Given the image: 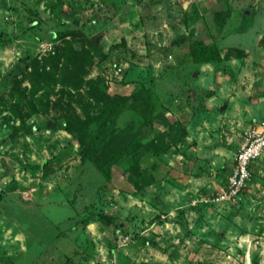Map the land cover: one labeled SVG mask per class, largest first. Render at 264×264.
Wrapping results in <instances>:
<instances>
[{"label": "rangeland", "instance_id": "1", "mask_svg": "<svg viewBox=\"0 0 264 264\" xmlns=\"http://www.w3.org/2000/svg\"><path fill=\"white\" fill-rule=\"evenodd\" d=\"M196 38L216 43V60H192ZM78 40L91 54L79 87L61 93L59 56L27 95L21 64ZM142 88L147 131L130 106L91 95ZM64 111L69 128L47 126ZM106 118L111 141L80 160L78 140ZM262 121L264 0H0V264H262L264 154L236 204L198 200L224 187L244 131ZM122 146L106 180V152Z\"/></svg>", "mask_w": 264, "mask_h": 264}, {"label": "trees", "instance_id": "2", "mask_svg": "<svg viewBox=\"0 0 264 264\" xmlns=\"http://www.w3.org/2000/svg\"><path fill=\"white\" fill-rule=\"evenodd\" d=\"M220 16L218 25L221 29L225 19L228 16V13ZM74 33V30H68L64 33H59L57 36L61 37L64 35L72 34ZM80 38V37H79ZM84 37H82L81 40H83ZM81 40L75 41L78 44L75 45V43H69L68 47L66 49V53L61 56L57 55V52L55 51H49L46 55L47 61L39 62V60L34 57L30 61V63L24 64L20 63L22 67L25 69L28 68L29 70V80L30 85L27 88V95L34 96V94L37 92L39 86L40 80L46 78L50 74V72L54 73L56 71L57 63L60 57H62V61L60 63L61 68V75L59 78L55 79L60 84V90L61 93L67 92L69 88H78L79 81L82 74V69L84 68L83 62L86 61V63H91V54L89 53V50L84 47V45L81 43ZM87 42L90 43V39H87ZM92 43V42H91ZM58 50V49H56ZM234 52L235 57H241L244 56L245 53L242 49L239 48H232L230 49ZM187 54L192 57V60L194 62H211L217 59L218 57V50L217 45L215 42L210 43H204L201 39H193L188 43V51ZM60 56V57H59ZM46 64L49 65L46 68ZM89 85H94L95 81L93 79L88 81ZM68 88V89H66ZM23 90V91H22ZM26 88L21 89V95L25 92ZM66 90V91H64ZM91 94V93H90ZM99 95H93L94 101L96 104H99L101 101L104 105L108 104H115L116 108H113V112L117 110L118 107L121 106H130L133 108L136 112H138L142 118V123L144 124V130H149L151 128V115L153 112V104L151 102V92L147 89H140L138 91H135L129 95L123 96V95H115L113 97H109L107 94L103 92H98ZM34 109H30V113L34 112ZM72 117V114L70 112L64 111L62 113L61 119L53 121L52 123H48V127L55 128V129H64L66 130L69 128V120ZM109 119H105V126H103L102 131L99 133L98 136L95 138H91L88 141H84L83 139H79L78 143L81 145V154H80V160L81 159H89L92 160L94 157L92 156L91 149L96 148L97 146H100L101 148H106L108 142L111 141L110 136L103 141L102 134L106 133L107 126L109 125ZM152 142L155 141V138L151 139ZM111 151V150H109ZM129 149L125 147L121 148H114L111 152H106V158H105V170L103 171L105 179L110 180L111 179V167L110 165L112 163L117 162V160L123 156H127L129 153ZM136 152V151H135ZM133 166V165H132ZM130 168H136L135 167ZM135 191V190H134Z\"/></svg>", "mask_w": 264, "mask_h": 264}, {"label": "built area", "instance_id": "3", "mask_svg": "<svg viewBox=\"0 0 264 264\" xmlns=\"http://www.w3.org/2000/svg\"><path fill=\"white\" fill-rule=\"evenodd\" d=\"M263 153L264 121L244 131L241 142L233 153L232 165L224 187L209 197L198 200L216 204H236L240 194L251 180L250 167L252 163L260 158Z\"/></svg>", "mask_w": 264, "mask_h": 264}, {"label": "crops", "instance_id": "4", "mask_svg": "<svg viewBox=\"0 0 264 264\" xmlns=\"http://www.w3.org/2000/svg\"><path fill=\"white\" fill-rule=\"evenodd\" d=\"M257 125H258V124H257ZM257 125H256V126H257ZM263 154H264V153H263ZM263 154H262V155H263ZM262 155L260 156V158L262 157ZM258 159H259V158H258ZM252 164H253V163H252ZM251 166H252V165H251ZM261 250H262V253H264V248H262ZM262 259H263V258H260V263L264 264V263H263L264 261H262Z\"/></svg>", "mask_w": 264, "mask_h": 264}]
</instances>
